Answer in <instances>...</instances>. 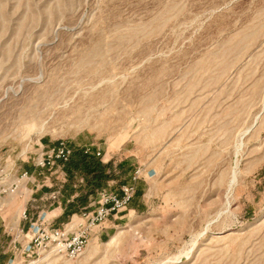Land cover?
Wrapping results in <instances>:
<instances>
[{
	"label": "rangeland",
	"instance_id": "obj_1",
	"mask_svg": "<svg viewBox=\"0 0 264 264\" xmlns=\"http://www.w3.org/2000/svg\"><path fill=\"white\" fill-rule=\"evenodd\" d=\"M59 140L128 160L140 209L32 264H264V0H0V188ZM32 189L2 195L0 264Z\"/></svg>",
	"mask_w": 264,
	"mask_h": 264
},
{
	"label": "built area",
	"instance_id": "obj_2",
	"mask_svg": "<svg viewBox=\"0 0 264 264\" xmlns=\"http://www.w3.org/2000/svg\"><path fill=\"white\" fill-rule=\"evenodd\" d=\"M82 153L85 156L103 159L101 150L92 151L91 145L84 146ZM71 156L72 149L63 140L45 146L40 144L39 152L33 160L34 172L23 170L15 181H12L7 187L0 188V209L2 195L15 193L21 183L24 184V187L30 183L36 190H42L45 187L49 190L38 198L41 207L33 205L36 199L31 198L33 189L30 190L27 206L21 212V219L24 223L19 233L24 241L20 243L13 240L9 244L12 251L16 252H14L13 259L17 255L20 260H27L29 264H32L44 253H52L68 259L77 258L83 253L92 233L108 219L126 209L134 197L138 170L133 172L130 182L122 184L118 190H112L108 186L95 189L92 194L87 196L85 207L71 214L65 223L56 225L55 219L48 217L47 212L49 209L60 208L62 200L66 204L71 202V197L65 198L64 185L70 181L72 188H77L85 183L84 178L76 174L72 176L74 178H72V182L71 177L64 169ZM117 173L116 167L107 171L108 175ZM38 180H41L42 184L39 185ZM31 209L39 210L32 214ZM74 217L79 218V222H75ZM13 259L10 258L6 264H15Z\"/></svg>",
	"mask_w": 264,
	"mask_h": 264
},
{
	"label": "crops",
	"instance_id": "obj_3",
	"mask_svg": "<svg viewBox=\"0 0 264 264\" xmlns=\"http://www.w3.org/2000/svg\"><path fill=\"white\" fill-rule=\"evenodd\" d=\"M91 145L92 151L95 149H100L101 153L103 155V159L99 161H95V158L92 156H85L82 153V148L84 146ZM69 146L72 149V156L69 160V162L65 165L64 169L67 171L69 176L71 177V180L73 182V175L76 174L77 176H82L84 178V185L78 186L77 188H72V193L67 194L66 188L69 186V182L64 185V192H65V198L71 197L72 200L70 203H64L62 200L60 208H54L49 209L47 212V216L57 220L58 217L65 215L66 217H69L71 214L78 212V210L82 207H85L87 205V196H78L81 194L82 188H88L92 186H96L95 189L102 188L108 186L112 190H118V188L122 184H127L130 182L132 174L127 173V163L128 160H115V154L114 152H110L107 150H102L99 146L88 144L86 141H79L75 140L74 142H71ZM116 167L118 170V173L115 175H108L107 171L111 170L112 168ZM28 172L32 173L34 172V168H27ZM73 178V179H72ZM92 183V184H91ZM139 180L136 181V193L132 200L128 204V210L131 212L138 211L140 209V205L138 204L137 198L142 196L140 188H138ZM72 187V186H71ZM49 190L47 188H43L39 193H37L35 196L40 198V196L44 195ZM94 192V191H93ZM127 210V209H124ZM125 214H121L118 212L116 215L108 219L106 223H104L102 226H100L97 230L94 231V234L96 238H94L96 241L97 239L101 237H107L108 233L106 232L108 229H113L117 226L119 222H121L122 219H124ZM61 224V223H60ZM24 227H26V224H24ZM111 231V230H110ZM121 233V231H119ZM93 235V234H92ZM113 236V235H112ZM111 237V236H110Z\"/></svg>",
	"mask_w": 264,
	"mask_h": 264
},
{
	"label": "bare ground",
	"instance_id": "obj_4",
	"mask_svg": "<svg viewBox=\"0 0 264 264\" xmlns=\"http://www.w3.org/2000/svg\"><path fill=\"white\" fill-rule=\"evenodd\" d=\"M118 236H119L118 234L111 236L106 244L109 245V244L114 243L115 240H116V238H118ZM96 242H97V241H96L95 239H92V240H91V242H90V244H89V250H90V251H92V252L95 251V249H96V247H95V246H96ZM173 261H174V263H176V262H178V259L175 258Z\"/></svg>",
	"mask_w": 264,
	"mask_h": 264
}]
</instances>
